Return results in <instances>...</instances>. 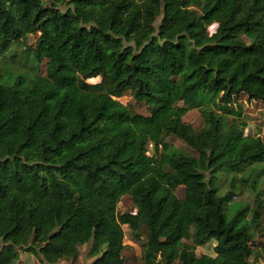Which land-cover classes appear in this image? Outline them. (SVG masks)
Here are the masks:
<instances>
[{
	"label": "trees",
	"instance_id": "1",
	"mask_svg": "<svg viewBox=\"0 0 264 264\" xmlns=\"http://www.w3.org/2000/svg\"><path fill=\"white\" fill-rule=\"evenodd\" d=\"M35 34L31 75L0 74V264H59L85 245L92 264L264 263L260 194L243 223L249 206L228 217L236 194L214 186L264 162L263 137L233 108L264 103V0H0V56ZM200 104L197 131L184 116ZM126 195L136 211L119 213ZM212 239L215 255H198Z\"/></svg>",
	"mask_w": 264,
	"mask_h": 264
},
{
	"label": "rangeland",
	"instance_id": "2",
	"mask_svg": "<svg viewBox=\"0 0 264 264\" xmlns=\"http://www.w3.org/2000/svg\"><path fill=\"white\" fill-rule=\"evenodd\" d=\"M162 17H159L156 21L157 27L160 25ZM216 25L210 27V32H214ZM37 38V34L32 35L25 42H17L15 43L9 51L0 56V74L3 76L2 81L11 82L13 78L15 79L18 75H23L29 77L31 75L30 65H24L23 62L26 61V57L23 59V54L25 53V49L27 47H33L35 45V41ZM6 63V64H5ZM43 73H44V65ZM101 77H97L95 79L89 80L91 83L100 82ZM124 104H128L134 111L139 113L148 114V110L146 105L137 103L130 95H125L119 98ZM204 105H199L193 107L185 116L184 121L194 127L197 131L202 129L205 125V121L202 115V108ZM233 108L240 109L242 112L240 116L237 118L241 121H245L247 123L246 132L249 134H255L260 132L261 136L264 139V103L260 101H249L246 96H242L238 98L237 106L233 105ZM225 120L227 123H231L233 121L232 115H226ZM167 141L170 142L174 147L181 149L187 153L197 156L198 153L190 148L182 139L176 136H170L167 138ZM264 170V162L263 163H255L253 165H249L244 171L235 173V172H227L221 171L216 174L217 182L214 186H218L221 194L226 193L228 190L232 189L235 192V196L231 200V203L228 205L227 216L232 217L238 209L244 207L245 205L249 206L250 213L247 217H242V222H246L249 220L252 215V210L255 205V197L257 193L260 194V197L264 202V174L258 179V184L256 188L250 187L248 183H244L245 180H250L253 178V173L256 171ZM207 179H210L209 172H206ZM235 179V181H234ZM243 181V182H242ZM177 195L179 197H184L185 188L183 186H179L177 189ZM129 211H136V207L132 202L130 196L126 195L122 198L118 206V212L124 213ZM261 224L264 226V207L262 211ZM125 241L129 242L130 240L135 241L137 238L132 233L129 227H125ZM208 242L203 247H199L197 251L198 255L209 254L215 255V242ZM262 240L260 237L259 242ZM137 252H140L142 248L141 241H135ZM90 245H85L82 247V253L76 259L71 258L68 262L72 260L70 264H86L87 259L90 257L89 254ZM127 256L132 258L133 254L135 255L134 250L129 249L126 251ZM252 264H264L261 257H252ZM20 264H40L38 257L34 255H30L28 253L21 254V263Z\"/></svg>",
	"mask_w": 264,
	"mask_h": 264
},
{
	"label": "crops",
	"instance_id": "3",
	"mask_svg": "<svg viewBox=\"0 0 264 264\" xmlns=\"http://www.w3.org/2000/svg\"><path fill=\"white\" fill-rule=\"evenodd\" d=\"M125 227H127V226H124V229H126ZM126 237V236H125ZM138 242L140 241V240H138V239H136ZM135 240V241H136ZM135 241H132V240H130L129 242H126L125 241V244L127 245V250L126 251H128L129 249H133L134 250V252H135V255L137 256V257H140L141 256V250H142V248H141V250H140V252H137V246H136V244H135ZM214 241V240H213ZM215 242V241H214ZM199 247H203V246H199ZM199 247L197 248V251L199 250ZM196 251V252H197ZM82 253V247L80 248V254ZM89 254H90V249H89ZM80 256V255H79ZM95 259H96V257L95 256H92V255H90V257L87 259V263L86 264H92L94 261H95ZM69 260H64V261H62V262H60L59 264H70V263H72V260L70 261V262H68Z\"/></svg>",
	"mask_w": 264,
	"mask_h": 264
}]
</instances>
